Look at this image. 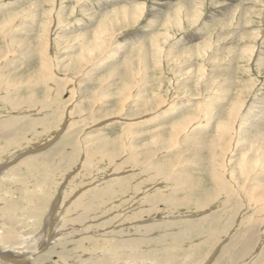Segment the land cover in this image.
Instances as JSON below:
<instances>
[{
  "label": "rangeland",
  "instance_id": "1",
  "mask_svg": "<svg viewBox=\"0 0 264 264\" xmlns=\"http://www.w3.org/2000/svg\"><path fill=\"white\" fill-rule=\"evenodd\" d=\"M181 5L187 8V14L180 10L188 19L180 18ZM126 6L138 8V21L119 25L112 37L102 38L107 46L100 58L73 74L80 76L75 89H53L47 94L46 85L35 81L42 54L48 52L58 75H70L65 73L68 64L73 65L84 48L94 45L101 20L110 10ZM175 14L174 22L178 21L170 26ZM84 39L88 43L83 48ZM0 53V73L9 80L12 97L38 96L31 101L37 103L32 107L22 103L24 99L5 101L10 104L0 100V122L12 120L18 129L26 120L45 121L37 125L38 130L18 131L16 142L15 128L0 127V216H7L3 212L7 203L17 206L10 212L14 219L0 217V234L18 238V243L34 240L28 247L14 249V244L0 241V249L10 255L0 257L1 264H204L209 259L208 264H264V0H0ZM128 80L135 82L134 89L122 114L112 113L121 107L120 101L110 105L93 98L113 99ZM226 125L233 139L227 136ZM87 155L91 159L85 161ZM42 158L50 161L48 176L38 163ZM150 161L165 165L180 178L157 176L154 165L146 167ZM54 165L62 166L55 169ZM215 169H227L243 192L238 209L237 202L224 194L211 201L208 193L218 184ZM109 184H117V196L100 193ZM149 194L168 196L169 201L150 208L145 201ZM204 200L212 206H204ZM239 209L243 222L236 224L233 233L229 228ZM78 214L87 219L79 223ZM149 224L160 227L147 231ZM245 226H254L257 242L238 253L239 245L227 240L233 234L243 235ZM131 240L136 242L126 244Z\"/></svg>",
  "mask_w": 264,
  "mask_h": 264
},
{
  "label": "bare ground",
  "instance_id": "2",
  "mask_svg": "<svg viewBox=\"0 0 264 264\" xmlns=\"http://www.w3.org/2000/svg\"><path fill=\"white\" fill-rule=\"evenodd\" d=\"M180 2V1H179ZM99 3V2H98ZM184 4V3H183ZM139 5V4H138ZM136 6V5H135ZM116 7V6H115ZM134 7V6H133ZM176 7V6H175ZM114 8V7H113ZM112 8V9H113ZM132 7H128V6H126V7H123V8H118L117 10H110V13L108 14V15H106V17L104 18V19H102L101 20V22L99 23V25H98V28L95 30V39L96 40H94L92 43L94 44L93 46H88V48L86 47V48H84L85 46H86V44L88 43L87 42V40H85L84 39V42L82 43V47L84 48V51H85V53L84 54H82L81 56H78L79 57V59L77 60V61H73L72 63H73V65H71V63L70 64H68V66H67V68H66V72L65 73H69L70 72V75L72 74V76H70V75H68V74H66L65 76H62V75H58L57 73H56V70H58V69H56L55 70V68H53V67H55V66H53V61L51 60V57L50 56H48V52H47V54L45 53H43V50H42V58H43V62H42V64H41V69H39L38 71H37V73H36V75H35V78H37V79H35V81L36 82H38V83H40V84H44V85H46V90H47V94H50L52 91H55V90H53V89H56V90H58L59 92H63L64 90L66 91L67 89H69V87L70 86H73L71 89L73 90V89H75L76 88V85H75V80L76 81H78V79H76L77 77H80V76H75L74 77V73L76 74L77 72H79L81 69H83L86 65H88V66H90V65H92V63L94 62V61H96V60H98V57L100 58V56H101V54H103V51H101L102 50V48L103 47H106L107 46V44L104 42V40L102 39V38H105L106 39V37H107V39L106 40H108L110 37H112L115 33H116V27H118L119 25H128L127 23L130 21H133V22H137L138 21V19H139V15H138V8L137 7H135L134 9H131ZM177 9V8H176ZM183 10L186 14H187V12L185 11V10H187V8L185 7V6H179L178 7V13H179V15H180V18H181V15H182V17H183V19L184 18H189V17H187V16H185L184 14H182V12H181V10ZM130 11V12H129ZM176 11V10H175ZM194 11H196V10H194ZM250 12V11H249ZM54 13V12H53ZM170 14V13H169ZM174 14V13H173ZM177 14V13H176ZM176 14L172 17L171 16V19L169 20V25L171 26L172 25V22L175 24L176 22H174V19H175V16H176ZM198 14V13H197ZM178 15V14H177ZM196 16V15H195ZM170 17V16H169ZM95 19V18H94ZM182 20V19H181ZM93 21V20H92ZM2 22V21H1ZM190 22V21H189ZM194 23V22H193ZM6 24V23H5ZM167 24V23H166ZM195 24V23H194ZM174 27V26H173ZM119 29V28H118ZM117 29V30H118ZM49 30V31H48ZM167 30V29H166ZM45 31V30H44ZM47 32L48 33H51V27H49V25H48V28H47ZM92 35V34H91ZM93 36V35H92ZM49 37V36H48ZM48 37L47 36H45V39H48ZM50 40V39H49ZM90 42V43H91ZM89 43V44H90ZM78 47V46H77ZM42 48H44L43 46H42ZM4 49V48H3ZM38 49V48H37ZM124 50V49H123ZM8 52L10 51V50H7ZM87 51V52H86ZM41 52V51H40ZM1 54V53H0ZM3 54V53H2ZM11 54V53H10ZM4 55V54H3ZM9 55V54H8ZM105 55V54H104ZM77 57V58H78ZM3 58V57H2ZM4 60H5V58H4ZM116 60V59H115ZM79 70V71H78ZM68 71V72H67ZM83 73V72H82ZM87 73V72H86ZM112 73H113V71H112ZM5 75V74H4ZM79 75H81V74H79ZM121 76V75H120ZM23 80V79H22ZM81 80H82V78H81ZM9 80L7 79L6 80V78L2 75V73H0V100H2L3 102H5V101H10V103H17V101L18 100H22V99H24V98H20V97H12V95L10 94V92H8L9 90V86L7 85V82H8ZM129 81V80H128ZM133 80H130L129 82H127L128 84H126V87L125 88H123L121 91H119L118 93H117V95L113 98V99H107V98H101V97H97L98 95H96V97H93L94 99H98V101L99 100H101V99H104L103 100V102H108L109 104L111 103V102H115V100H118V101H120V104H121V107L120 108H118V109H115L114 110V112L112 111V113L113 114H115V115H118L117 113L118 112H120L121 110H125V107H126V104H127V102L131 99L130 98V92H132V89H134V81L132 82ZM77 84V83H76ZM78 85V84H77ZM80 85V84H79ZM83 86V85H82ZM36 87V86H35ZM39 87V86H38ZM56 87V88H55ZM90 87V86H89ZM92 87V86H91ZM90 87V88H91ZM18 88V87H17ZM11 89H13V88H11ZM33 89H34V87H33ZM70 89V90H71ZM71 90V91H72ZM84 90V89H83ZM83 90H81V91H83ZM20 91V90H19ZM57 91V92H58ZM70 92V91H69ZM33 93V92H32ZM65 93V92H64ZM69 94V93H68ZM98 94V93H97ZM106 97H109V96H106ZM27 98H29V99H24V100H22L23 102L22 103H24V101H25V104L27 103L30 107H32L33 105H36L37 103L35 102H33V103H31V101H34V100H38L37 98H38V96H37V94H32V95H30L29 97H27ZM47 99V98H46ZM71 99L73 100L74 99V91H73V94H72V97H71ZM70 99V100H71ZM120 99H122V100H120ZM48 100H50V99H48ZM71 100V101H72ZM114 100V101H113ZM59 101V100H58ZM69 101V100H68ZM74 101V100H73ZM76 101V100H75ZM94 101V100H93ZM97 101V100H96ZM70 102V101H69ZM239 102V101H238ZM9 102H5V104H10ZM18 103H20V102H18ZM22 103H21V105H22ZM47 103V101H43V104H46ZM66 103H67V101H66ZM1 104V103H0ZM39 104V103H38ZM130 104V103H129ZM159 104H160V102H159ZM162 104V103H161ZM18 105H20V104H18ZM67 105V104H66ZM107 105V104H106ZM105 105V106H106ZM111 105V104H110ZM164 104H162V106H163ZM26 106V105H25ZM38 106V105H37ZM56 106V105H55ZM69 106V105H68ZM128 106V105H127ZM8 107V106H7ZM14 107V106H13ZM70 107V106H69ZM80 107V106H79ZM104 107V106H103ZM164 107V106H163ZM16 108V107H15ZM28 108V107H27ZM44 108V107H43ZM46 108V107H45ZM65 108V107H64ZM68 108V107H67ZM66 108V109H67ZM29 109V108H28ZM66 109H64V110H66ZM156 109V108H155ZM154 109V110H155ZM159 109H160V107H159ZM31 110V109H30ZM46 110H47V108H46ZM51 110V109H50ZM49 110V111H50ZM63 110V109H62ZM129 110V109H128ZM38 111V110H37ZM41 111V110H40ZM67 111H69V110H67ZM73 111V110H72ZM79 111V110H78ZM147 111H148V109H147ZM31 112V111H30ZM43 112V111H42ZM57 112V111H56ZM128 112V111H127ZM9 113V112H8ZM65 113V112H64ZM121 113V112H120ZM46 114V113H45ZM71 114V113H70ZM73 114V113H72ZM108 114V113H107ZM112 114V115H113ZM122 114V113H121ZM124 114V113H123ZM47 115V114H46ZM67 115V114H66ZM65 115V116H66ZM102 115V114H101ZM108 115H110V114H108ZM115 115H113L114 116V118H115ZM30 116V115H29ZM65 116H64V118H65ZM124 116V115H123ZM29 118V117H28ZM63 118V117H62ZM70 118V117H69ZM118 118V117H117ZM116 118V119H117ZM120 118V117H119ZM126 118V117H125ZM67 119V118H66ZM82 119V118H81ZM101 119V118H100ZM103 119V118H102ZM105 119V118H104ZM103 119V120H104ZM107 119V118H106ZM109 119V118H108ZM123 119V118H122ZM18 120H20V119H18ZM72 120V119H71ZM70 120V121H71ZM59 121H60V119H59ZM67 121V120H66ZM125 121V120H124ZM20 122H21V120H20ZM110 122V121H109ZM16 123V122H15ZM18 123V122H17ZM23 123V122H22ZM22 123H20V124H22ZM39 123L41 124V125H43L44 123H45V121H43V122H40V121H38V120H32V122H30V121H28V120H26V123H23L21 126H20V128H18V129H16L15 128V125H14V121H12V120H9V121H4V122H0V127H5V129H10L11 127L12 128H15L16 130H14L15 131V133H13V135L15 136L17 133H18V131H23V130H26V129H30V128H33L34 130H38V127H37V125H39ZM102 123V122H101ZM60 124H61V122H60ZM59 124V125H60ZM63 124V123H62ZM70 124V123H69ZM19 125V124H18ZM98 125V124H97ZM223 125V124H222ZM61 126V125H60ZM63 126V125H62ZM45 127V126H44ZM226 127V133H227V136L229 135V136H231V139H233V136H232V132H230V126H229V128H228V126L226 125L225 126ZM63 128H64V126H63ZM62 128V129H63ZM232 129V128H231ZM1 132H2V130H0ZM59 131V130H58ZM66 131V130H65ZM64 131V132H65ZM72 131H73V129H72ZM232 131V130H231ZM8 132V131H7ZM179 132H180V130H179ZM60 133V132H59ZM58 133V134H59ZM74 133V132H73ZM4 134V133H3ZM8 134H9V132H8ZM235 134V133H234ZM176 135V134H175ZM2 136V135H1ZM1 136H0V139H1ZM5 136V135H4ZM10 136V135H9ZM69 136V135H68ZM71 136H72V134H71ZM6 137V136H5ZM13 137V136H12ZM178 137V136H177ZM176 137V138H177ZM10 138V137H9ZM175 138V137H174ZM17 139H18V135H16L14 138H13V140L16 142L17 141ZM67 139V138H66ZM66 139H65V141H66ZM174 140V139H173ZM178 140V139H177ZM10 141V140H9ZM174 141H176V140H174ZM75 142H77L76 140H75ZM173 142V141H172ZM171 142V147L170 148H172V143ZM179 142V141H178ZM178 142H177V144H178ZM2 143V142H1ZM35 143V142H34ZM33 143V144H34ZM180 143V142H179ZM201 143V142H200ZM72 144V143H71ZM74 144V143H73ZM175 144V143H174ZM229 144H230V139H229ZM228 144V145H229ZM36 145V144H35ZM47 145V144H46ZM76 145V144H75ZM77 145H78V142H77ZM215 145V144H214ZM44 146V145H43ZM43 146H38V147H36V148H42ZM79 146V145H78ZM170 146V145H169ZM211 146H213L212 144H211ZM75 147H77V146H75ZM198 147V146H197ZM202 147V146H201ZM217 147V146H216ZM215 147V148H216ZM35 148V147H34ZM183 148V147H182ZM28 150H29V148H27ZM44 149V148H43ZM56 149V147H54L53 148V150H55ZM78 149V147L76 148V150ZM165 150H166V147L164 148ZM222 149H225V148H222ZM65 150H66V148H65ZM169 150V149H168ZM180 150V149H179ZM192 150H193V147H192ZM212 150H214V148L212 149ZM211 150V151H212ZM30 151V150H29ZM32 152H38L39 150H36V149H34V150H31ZM74 151V150H73ZM148 151V150H147ZM162 151V150H161ZM194 151V150H193ZM25 152H27L26 150H25ZM69 152V151H68ZM75 152V151H74ZM195 152V151H194ZM197 152H198V149H197ZM62 153V152H61ZM72 153V152H71ZM70 153V154H71ZM127 153V152H126ZM211 153V152H210ZM223 153H224V151H223ZM21 153H18L17 155L19 156ZM23 154V153H22ZM21 154V155H22ZM27 154V153H26ZM75 154V153H74ZM134 154V152L133 153H131V157H132V155ZM180 154V153H179ZM195 154V153H194ZM196 155V154H195ZM224 155V154H223ZM15 156V155H14ZM24 156V155H23ZM36 156H38V155H36ZM41 156V155H40ZM46 156V155H45ZM66 156H68L67 154H66ZM225 156H226V153H225ZM42 157H43V155H42ZM57 157V156H56ZM69 157V156H68ZM87 157V158H86ZM89 157H90V155H89ZM88 157V155L87 156H84V158H85V161H86V159L88 160H90L91 158H89ZM94 157V156H93ZM135 157H137V156H135ZM35 158V157H34ZM34 158H32V159H34ZM61 158V157H60ZM65 158V157H64ZM29 159V158H28ZM41 159V158H40ZM39 159V160H40ZM43 160H41V161H39L38 160V163L39 162H41V164L40 165H44L45 166V169L44 170H42L44 173L45 172H47V176L49 175V173H48V171H50L51 170V168L49 169V168H47V166H46V164L48 165L49 164V162L48 161H46V159L45 158H42ZM119 159V158H118ZM133 159V158H132ZM227 159V158H226ZM35 160H37L36 158H35ZM66 160V159H65ZM74 160V159H73ZM23 161V160H22ZM219 161V160H218ZM220 161H222V158H221V160ZM227 161V160H226ZM28 162V161H27ZM75 162V161H74ZM89 162V161H88ZM180 162V161H179ZM182 162V161H181ZM217 162V161H216ZM23 163H26V162H22V164ZM64 163V162H63ZM86 163V162H85ZM176 163V162H175ZM175 163H173L174 165H175ZM27 164V163H26ZM52 164V163H51ZM171 164V163H170ZM169 164V165H170ZM203 164V163H202ZM154 165V164H153ZM152 164H151V161L149 162V164H147V168H152V166H153ZM173 165V166H174ZM0 166H2L1 164H0ZM33 166V165H32ZM35 166V165H34ZM33 166V167H34ZM62 166V165H61ZM61 166H57L56 167V165H54V167L53 168H59L60 169V167ZM183 166V165H182ZM214 166V165H213ZM217 166V165H216ZM227 166V165H226ZM20 167V166H19ZM32 167V168H33ZM43 167V166H42ZM51 167V166H50ZM167 167H169V166H167ZM215 167V166H214ZM222 167V166H221ZM220 167V168H221ZM31 168V169H32ZM144 168V167H143ZM169 168H171V167H169ZM177 168V167H176ZM219 168V169H220ZM226 168V167H225ZM39 169V168H38ZM153 169L155 170V171H157L158 172V174H157V176L160 174V175H164V176H166L167 178L169 177L170 179H174V177L176 176V175H173L174 173L170 170V169H167L166 167H165V165H154L153 166ZM217 169V168H216ZM215 169V170H216ZM229 169V168H228ZM3 170V169H2ZM176 171L178 170V169H175ZM227 170V169H226ZM226 170H216V171H214L213 173H214V176H215V181H216V183H218V184H216V187H215V189H213L212 191H209V196L210 197H212V199H211V201L212 202H215V200L216 199H218L219 198V196L222 194H224L225 196H227V198L231 201V200H234V202H237V205L236 204H234V205H236V208L238 209L240 206H241V204L243 203V201H244V198L242 197L243 196V192H241L240 191V189H238L237 188V183H236V180H233V178H232V180H231V177L229 178V173L230 172H228L227 173V171ZM40 171V170H39ZM54 171V170H53ZM151 171V170H150ZM172 173H171V172ZM233 170H231V172H232ZM175 172V171H174ZM179 172V171H178ZM10 173V172H9ZM151 173V172H150ZM182 173H184V172H182ZM20 174V173H19ZM28 174V173H27ZM36 174V173H35ZM185 174V173H184ZM2 175V174H1ZM11 176H12V174H10ZM9 175V176H10ZM55 175V174H54ZM118 175V174H117ZM230 175H231V173H230ZM39 176H40V174H39ZM43 176V175H42ZM51 176V175H50ZM53 176V175H52ZM22 177H24V176H22ZM21 177V178H22ZM37 177V176H36ZM54 177V176H53ZM155 177V176H154ZM163 177V176H162ZM6 178H8V177H6ZM6 178H4V179H6ZM10 178V177H9ZM55 178V177H54ZM57 178V177H56ZM178 178H180L179 177V174H178V176H176L175 177V179H177V181H178ZM0 179H2V178H0ZM40 179V178H39ZM53 179V178H52ZM118 179V178H117ZM10 180V179H9ZM31 179H29V181H30ZM42 180V179H41ZM40 180V181H41ZM116 180V179H115ZM114 180V181H115ZM6 181V180H5ZM4 181V182H5ZM11 181V180H10ZM17 181H18V178H17ZM22 181V180H21ZM29 181H28V184H29ZM37 181V180H36ZM43 181V180H42ZM54 181H56V179L54 180ZM110 181V180H109ZM108 181V182H109ZM111 181H113V180H111ZM110 181V182H111ZM146 181H148V180H146ZM12 182H13V180H12ZM15 182V181H14ZM26 182H27V180H26ZM25 182V183H26ZM34 182V181H33ZM50 182V181H49ZM52 182V181H51ZM63 182V181H62ZM122 182V181H121ZM2 183H3V181H2ZM6 183V182H5ZM16 183V182H15ZM19 183H21V182H19ZM25 183H22V184H24L25 185ZM30 183H32V182H30ZM46 183V182H45ZM55 183V182H54ZM112 183V182H111ZM7 184V183H6ZM17 184V183H16ZM15 184V185H16ZM34 184V183H33ZM39 184H41V183H39ZM43 184V183H42ZM68 184V183H67ZM118 184V183H117ZM117 184H109L108 185V187H106L105 189H103V191L102 192H100V193H102V194H105V195H107V196H109V195H113V197L115 196V194H116V190H117ZM5 185V184H4ZM48 185V184H47ZM54 185V184H53ZM132 185V184H131ZM131 185H129L130 187H131ZM176 185V184H175ZM185 185V184H184ZM34 186V185H33ZM55 186V185H54ZM57 186V185H56ZM55 186V187H56ZM119 186V185H118ZM122 186V185H121ZM124 186V185H123ZM179 186V185H178ZM182 186V185H181ZM1 187H2V184H1ZM36 187V186H35ZM49 187V186H48ZM52 187V186H51ZM50 187V188H51ZM120 187V186H119ZM176 187H177V185H176ZM6 188V187H5ZM17 188V187H16ZM34 188V187H33ZM47 188V187H46ZM67 188V187H66ZM184 188V187H183ZM2 189V188H1ZM4 189V188H3ZM11 189V188H10ZM29 189H30V187H29ZM28 189V190H29ZM36 189V188H35ZM45 189V188H44ZM64 189V188H63ZM121 189V188H120ZM132 189V188H131ZM154 189V188H153ZM179 189V188H178ZM186 189V188H185ZM31 190V189H30ZM46 190V189H45ZM89 190V189H88ZM100 190H102V189H100ZM12 191V190H11ZM47 191H49V190H47ZM55 191V190H54ZM56 191H57V189H56ZM69 191V190H68ZM181 191V190H180ZM29 192V191H28ZM30 192H32V191H30ZM29 192V193H30ZM65 192V191H64ZM89 192H91V191H89ZM96 193H98L99 191H95ZM95 192H92V193H95ZM124 192V191H123ZM127 192V191H126ZM174 192V191H173ZM8 193V192H7ZM39 193V192H38ZM47 193V192H46ZM68 193V192H67ZM171 193V192H170ZM180 193V192H179ZM19 194V193H18ZM40 194V193H39ZM41 194H44V193H41ZM62 194V193H61ZM64 194V193H63ZM122 195H123V193H121ZM121 194H119L120 195V197L122 196ZM172 194V193H171ZM245 194V193H244ZM29 195V194H28ZM30 195H31V193H30ZM36 195V194H35ZM47 195H49V194H47ZM68 195V194H67ZM72 195H73V193H72ZM100 195V194H99ZM13 196H14V194H13ZM16 196V195H15ZM38 195H36V197H37ZM40 196V195H39ZM38 196V197H39ZM80 196H82V195H80ZM110 196V197H111ZM116 196H117V194H116ZM124 196V195H123ZM29 197V196H28ZM34 197V196H33ZM74 197V196H73ZM106 197V196H105ZM166 197H168V196H166ZM166 197L164 196L163 197V195H158V194H153L152 196H150V194L147 196V197H145L146 198V203L150 206V208H152V207H154L155 205H156V203H158V202H166V200L167 201H169L168 199H166ZM172 197L173 196H169V198L171 199V201H173L172 200ZM176 197V196H175ZM174 197V198H175ZM14 198V197H13ZM27 198V197H26ZM45 198V197H44ZM52 198V197H51ZM51 198H50V200H51ZM67 198V197H66ZM82 198H84V197H82ZM209 198V197H208ZM222 198V197H221ZM11 199H12V197H11ZM34 199V198H33ZM37 199V198H36ZM36 199H35V201H36ZM41 199V198H40ZM80 199V198H79ZM86 199V198H85ZM84 199V200H85ZM90 199V198H89ZM105 199V198H104ZM38 200V199H37ZM96 200H97V197H96ZM102 200V199H101ZM143 200V199H142ZM222 199H220V201H221ZM3 201V200H2ZM35 201L33 200V203H35ZM39 201V200H38ZM37 201V202H38ZM52 201L54 202L55 200H53L52 199ZM70 201V200H69ZM79 201V200H78ZM77 201V202H78ZM107 201V200H106ZM204 201H206L207 202V200H204ZM7 202V201H6ZM29 202V201H28ZM40 202V201H39ZM45 202H48V200L47 201H45ZM53 202H52V204H51V206L53 205ZM56 202V201H55ZM62 202V201H61ZM67 202V201H66ZM222 202V201H221ZM220 202V203H221ZM41 203V202H40ZM49 203V202H48ZM85 204H86V202H84ZM90 203V202H89ZM101 203H103L104 204V202L102 201ZM107 203V202H106ZM175 203H176V201H175ZM211 203V202H210ZM210 203L209 202H207V204L206 205H204V206H207L208 205V207H211V206H209L210 205ZM6 204V203H5ZM31 204V203H30ZM44 204V203H43ZM77 204V203H76ZM108 204V203H107ZM227 203L225 202L224 203V205H226ZM29 205V204H28ZM46 205V204H45ZM168 205V204H167ZM55 206V205H54ZM56 206H57V204H56ZM55 206V207H56ZM61 206V205H60ZM60 206H58L59 208H60ZM83 206V205H82ZM89 206V205H88ZM87 206V207H88ZM91 206V205H90ZM96 206H97V204H96ZM104 206V205H103ZM228 206V205H227ZM15 207H17L16 206V203H14V202H9V203H7L6 204V206H5V209H3V212H5L6 213V217L5 218H9V219H14V214L12 215L10 212L11 211H13V210H15ZM157 207H159L158 205H157ZM32 208V207H31ZM39 208V207H38ZM50 208V207H49ZM48 208V209H49ZM67 208V207H66ZM70 208H71V206H70ZM83 208V207H82ZM97 208H98V206H97ZM99 208H101V207H99ZM160 208V207H159ZM27 209V208H26ZM84 209V208H83ZM87 209V208H86ZM92 209V208H91ZM113 209V208H112ZM242 209V208H241ZM241 209H239V210H237V212H236V215L235 216H233V218H234V220H233V222L231 221V223H232V225H231V227L229 228V229H236V224H238V223H242L243 221H242V215H240V213H242L240 210ZM40 210V209H39ZM60 210V209H59ZM81 210V209H80ZM85 210V209H84ZM1 211H2V209H1ZM36 211V210H35ZM69 211V210H68ZM89 211V210H88ZM93 211V210H92ZM34 212V211H33ZM46 212V211H45ZM54 212V211H53ZM70 213H71V211H69ZM100 212V211H99ZM102 212V211H101ZM100 212V213H101ZM16 213V212H15ZM52 213V212H51ZM59 213V212H58ZM57 213V214H58ZM83 212H80V214H82ZM88 213V212H87ZM86 213V214H87ZM90 213V212H89ZM140 213V212H139ZM229 213V212H228ZM33 214H35V213H33ZM44 214V213H43ZM47 214V213H46ZM66 214V213H65ZM95 214V213H94ZM97 214H98V212H97ZM5 215V214H4ZM4 215L1 217V218H3L4 217ZM53 215V214H52ZM61 215V214H60ZM79 215V214H78ZM96 215V214H95ZM94 215V217H96ZM37 216V215H36ZM43 216H46V215H43ZM48 216H50V215H48ZM74 216V215H73ZM80 216V218L79 217H76L75 219L76 220H79V223H80V220H81V222L83 223V221L85 220L84 218H86L85 216H83V215H79ZM103 217V215H100V217ZM196 216V215H195ZM260 216V215H259ZM12 217V218H11ZM33 217V216H32ZM58 217V216H57ZM61 217H62V215H61ZM89 217H91V216H89ZM232 217V216H231ZM5 218H3V219H5ZM28 218V217H27ZM38 218V217H37ZM56 218V217H55ZM63 218H64V216H63ZM62 218V219H63ZM92 218V217H91ZM91 218H90V220H91ZM97 218H98V215H97ZM133 218V217H132ZM177 218V217H176ZM228 218H230V217H228ZM72 222H73V220L71 219V217L69 218ZM87 219V218H86ZM111 219V218H110ZM109 219V220H110ZM113 219H115V218H113ZM28 220V219H27ZM42 220V219H41ZM63 220H65V219H63ZM67 220V219H66ZM95 220V219H94ZM112 220V219H111ZM22 221V220H21ZM43 221V220H42ZM45 221V220H44ZM70 221V222H71ZM87 221V220H86ZM89 221V220H88ZM230 221V220H229ZM246 221V220H245ZM11 222V221H10ZM47 222V221H46ZM48 222H50V221H48ZM60 222H62V221H60ZM102 222V221H101ZM195 222V221H194ZM198 222V221H197ZM261 222V221H260ZM22 223H23V221H22ZM25 223V222H24ZM38 223V222H37ZM57 223H59V222H57ZM89 223H91V222H89ZM95 223V222H94ZM106 223H107V221H106ZM170 223V222H169ZM172 223V222H171ZM198 223H200V222H198ZM204 223H205V221H204ZM2 224V223H1ZM36 224V223H35ZM45 224V223H44ZM43 224V225H44ZM64 224V223H63ZM70 224V223H69ZM72 224H74V223H72ZM155 224H159V223H155ZM165 224H166V222H165ZM71 225V224H70ZM92 225V224H91ZM104 225V224H103ZM160 225V224H159ZM190 225V224H189ZM195 225H196V222H195ZM246 225V224H245ZM39 226H42V225H39ZM66 226H68V225H66ZM93 226V225H92ZM148 227H147V231L152 227V228H156L157 227V225L155 226V225H153V224H149V225H147ZM191 226V225H190ZM197 226H199V225H197ZM205 226V225H204ZM247 226V225H246ZM245 226V227H246ZM44 227V226H43ZM49 227V226H48ZM61 227V226H60ZM70 227V226H69ZM75 227V226H74ZM90 227V226H89ZM94 227V226H93ZM102 227H104V226H102ZM160 227V226H159ZM159 227H157V228H159ZM200 227V226H199ZM198 227V228H199ZM241 227V226H240ZM243 227V226H242ZM254 227V226H253ZM253 227H246V232L243 234V235H240L239 233V235L237 236V234H233L227 241H230L231 242V244L232 243H237L238 245H239V247H237L238 248V253H243L245 250V248H247L248 246H250L252 243L254 244L255 242H257V241H254L255 239H256V236H258L257 235V233H256V230L253 228ZM3 228V227H2ZM15 228V227H14ZM26 228V227H25ZM40 228V227H39ZM47 228V227H46ZM68 228V227H67ZM167 228V227H166ZM188 228V227H187ZM191 228V227H190ZM222 228V227H221ZM238 228V227H237ZM9 229V228H8ZM34 229V228H33ZM62 229V228H61ZM144 229V228H143ZM192 229V228H191ZM200 229H202V227H200ZM209 229V228H208ZM207 229V230H208ZM228 229V230H229ZM234 229H233V233H236L235 231H234ZM0 230H1V228H0ZM6 230V229H5ZM16 231H17V229H15ZM47 230H48V228H47ZM140 230V229H139ZM158 230V229H157ZM196 230V229H195ZM204 230H206V229H204ZM204 230L202 231V232H204ZM210 230V229H209ZM3 231H4V229H3ZM25 231V230H24ZM38 231V230H37ZM61 231V230H60ZM90 231V230H89ZM145 231V230H144ZM143 231V232H144ZM154 231H155V229H154ZM7 232H9V230L7 231ZM129 232V231H128ZM184 232V231H183ZM200 233L202 236H203V233ZM209 232V231H208ZM244 232V231H243ZM10 233V232H9ZM14 233H15V231H14ZM17 233H20V232H17ZM46 233V232H45ZM130 233V232H129ZM191 233H193V231L191 232ZM232 233V232H231ZM8 234V233H7ZM25 234V233H24ZM34 234H35V231H34V233H33V236H34ZM37 234V233H36ZM68 234V233H67ZM67 234H65V235H67ZM134 234V233H133ZM136 234V233H135ZM144 234H146V233H144ZM190 234V233H189ZM199 234V233H198ZM221 234V233H220ZM219 234V235H220ZM10 235V234H9ZM15 235V234H14ZM29 235V234H28ZM92 235V234H91ZM197 235V234H196ZM230 235V234H229ZM228 235V236H229ZM235 235V236H234ZM18 236V235H17ZM25 236V235H24ZM36 236V235H35ZM72 236V235H71ZM88 236V235H87ZM179 236V235H178ZM193 236V235H192ZM194 236H195V234H194ZM205 236V235H204ZM13 237V236H12ZM11 236H10V238H9V236L7 235H3V233L2 234H0V241L1 242H3L4 244H6L7 245V242L9 243V244H14V246H13V249H14V247H23V245H26L27 247L29 246V245H27V243H29V242H31L32 240H33V238H31V239H26L25 241L26 242H24V243H18L19 242V240H18V238H12ZM22 237H23V235H22ZM39 237V239H40V236H38ZM64 237V236H63ZM93 237V236H92ZM92 237H91V239H92ZM183 237H184V235H183ZM235 239H234V238ZM44 238V237H43ZM61 238H62V236H61ZM72 238V237H71ZM79 238V237H78ZM165 238V237H164ZM181 238V237H180ZM191 238H193V237H191ZM233 238V239H232ZM19 239L20 240H22L20 237H19ZM23 239H25V238H23ZM38 239V238H37ZM49 239V238H48ZM67 240H69L70 239V237H69V239H68V237L66 238ZM91 239H90V241H91ZM188 239H190V238H188ZM226 239V238H225ZM232 239V240H231ZM263 239V238H262ZM52 240V239H51ZM62 240H63V238H62ZM118 240V239H117ZM180 240V239H179ZM191 241H192V239H190ZM189 240V241H190ZM197 240V239H196ZM34 241V240H33ZM48 241V240H47ZM54 241V240H53ZM185 241V240H184ZM186 241H188V240H186ZM190 241V242H191ZM199 241V240H198ZM201 241V240H200ZM214 241V240H213ZM45 242H46V240H45ZM64 242V241H63ZM136 242V240L133 242L132 240L131 241H129V242H127L126 244H131V245H133L134 243ZM41 243V241L39 242V244ZM124 243H125V241H124ZM174 243H176L177 244V242H174ZM188 243V242H187ZM192 243V242H191ZM190 243V244H191ZM224 243V242H223ZM229 243V242H228ZM260 243V242H259ZM31 244H33V243H31ZM35 244V243H34ZM43 244V243H42ZM57 243H55L54 245H56ZM68 244V243H67ZM73 244V243H72ZM71 244V245H72ZM175 244V245H176ZM240 244H241V246H240ZM252 244V245H253ZM258 244V243H257ZM63 245V244H62ZM70 245V246H71ZM172 245H174L173 243H172ZM174 245V246H175ZM179 245V244H178ZM183 245V244H182ZM181 245V246H182ZM192 245V244H191ZM230 245V244H229ZM234 245V244H233ZM12 246H10V247H12ZM31 246V245H30ZM41 246V245H40ZM50 246V245H49ZM187 246V245H186ZM188 246H190L189 244H188ZM228 246V245H227ZM36 247V246H35ZM178 247V246H177ZM185 247V246H184ZM236 247V246H235ZM24 248V247H23ZM31 248V247H30ZM38 248V247H37ZM58 248V247H57ZM77 248V247H76ZM187 248V247H186ZM218 250L221 248L220 247V245H218ZM16 249V248H15ZM41 249V248H40ZM48 249V248H47ZM172 249H173V247H172ZM176 249V248H175ZM179 249V248H178ZM177 249V250H178ZM181 249V248H180ZM226 250H227V247L225 248ZM233 249H235L234 248V246H233ZM233 249H230V250H232V251H234ZM25 250V249H24ZM85 250V249H84ZM21 251V250H20ZM23 251V250H22ZM27 251V250H26ZM44 251H46V250H44ZM44 251H43V253H44ZM176 251V250H175ZM182 251V250H181ZM219 251H221V249L219 250ZM225 251V250H224ZM260 251V250H259ZM17 252H18V250H17ZM42 252V251H41ZM60 252V251H59ZM168 252H170V249H169V251ZM186 252V251H185ZM214 252V251H213ZM229 252V251H228ZM246 252V251H245ZM24 253V252H23ZM27 253V252H26ZM32 253V252H31ZM78 253V252H77ZM151 253H153V252H151ZM150 252H149V254H151ZM177 253V252H176ZM175 253V254H176ZM10 254V253H9ZM28 254H29V252H28ZM40 254V253H39ZM83 254V253H82ZM163 254V253H162ZM166 254H167V252H166ZM178 254H180V253H178ZM190 254V253H189ZM205 254H207L206 252H205ZM230 254H231V252H230ZM253 254V253H252ZM0 257H2L3 255L5 256V257H9L10 258V255H8L6 252H4V251H2L1 249H0ZM86 255H88V254H86ZM165 255V254H164ZM171 255V254H170ZM214 255V254H213ZM242 255V254H241ZM16 256V255H15ZM21 256V255H20ZM41 256V255H40ZM64 256V255H63ZM169 256V255H168ZM183 256V255H182ZM187 256H189V255H187ZM228 256V255H227ZM231 256V255H230ZM256 256H257V254H256ZM14 257V256H13ZM25 257V256H24ZM35 257V256H34ZM69 257V256H68ZM161 257H163V256H161ZM167 257V256H166ZM175 257V256H174ZM177 257V256H176ZM203 257V256H202ZM249 257V256H248ZM252 257V256H251ZM17 258H19V257H17ZM23 258V257H22ZM39 258V257H38ZM78 258V257H77ZM217 258V257H216ZM13 259V258H12ZM16 259V258H15ZM32 259H33V257H32ZM31 259V260H32ZM37 259V258H36ZM50 259V258H49ZM66 259V258H65ZM90 259V258H89ZM98 259V258H97ZM107 259H109V258H107ZM154 259V258H153ZM161 259V258H160ZM163 259V258H162ZM176 259V258H175ZM205 259H206V257H205ZM248 259V258H247ZM251 259V258H250ZM250 259H248V260H250ZM7 260V259H6ZM17 260V259H16ZM28 260V259H27ZM54 260V259H53ZM60 260H62V259H60ZM63 260H64V258H63ZM91 260V259H90ZM106 260V259H105ZM111 260V259H110ZM177 260V259H176ZM208 260V259H207ZM210 260L211 259H209L208 261H206L204 264H208L209 262H210ZM214 260V259H213ZM212 260V261H213ZM245 260V259H244ZM255 260V259H254ZM14 261V260H13ZM35 261V260H34ZM48 260H46V262H47ZM52 261V260H51ZM65 261V260H64ZM97 261V260H96ZM99 261V260H98ZM113 261V260H112ZM115 261V260H114ZM113 261V262H114ZM174 260H172V262H173ZM205 261V260H204ZM203 261V262H204ZM217 261V260H216ZM251 261V260H250ZM4 262V261H3ZM6 262V261H5ZM17 262V261H16ZM15 262V263H16ZM42 262V261H41ZM45 262V263H46ZM105 262V261H104ZM171 262V261H170ZM214 263H215V261H213ZM212 262V263H213ZM22 263H23V261H22ZM31 263H32V261H31ZM30 263V264H31ZM35 263V262H34ZM53 263V262H52ZM69 263V262H68ZM68 263H65V264H68ZM82 263H84V262H82ZM102 263V262H101ZM100 263V264H101ZM165 263V262H164ZM163 263V264H164ZM167 263V262H166ZM211 263V262H210ZM213 263V264H214ZM232 263H234V262H232ZM242 263H244V262H242ZM241 263V264H242ZM252 262H249V263H247V264H251ZM1 264V263H0ZM4 264H6V263H4ZM12 264V263H11ZM43 264H44V262H43ZM47 264H48V262H47ZM88 264V263H87ZM93 264H95L94 262H93ZM105 264V263H104ZM171 264V263H170ZM199 264V263H198ZM246 264V263H245Z\"/></svg>",
  "mask_w": 264,
  "mask_h": 264
}]
</instances>
